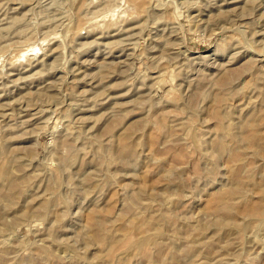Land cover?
<instances>
[{
    "label": "rangeland",
    "instance_id": "374dc122",
    "mask_svg": "<svg viewBox=\"0 0 264 264\" xmlns=\"http://www.w3.org/2000/svg\"><path fill=\"white\" fill-rule=\"evenodd\" d=\"M0 264H264V0H0Z\"/></svg>",
    "mask_w": 264,
    "mask_h": 264
}]
</instances>
